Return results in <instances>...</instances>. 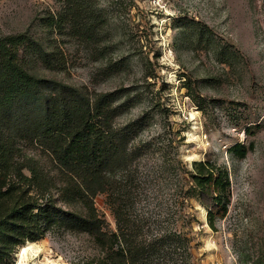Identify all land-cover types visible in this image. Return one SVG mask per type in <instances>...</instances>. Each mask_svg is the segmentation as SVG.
Here are the masks:
<instances>
[{
	"label": "rangeland",
	"instance_id": "1",
	"mask_svg": "<svg viewBox=\"0 0 264 264\" xmlns=\"http://www.w3.org/2000/svg\"><path fill=\"white\" fill-rule=\"evenodd\" d=\"M61 1L0 0V37L29 33L56 46L63 65L46 74L52 79L90 93L140 95L116 124L140 123L141 192L132 215L144 238L188 233L194 264H264V0H97L104 12L98 44L43 27ZM31 68L43 71L39 63ZM236 145L249 150L245 158L231 152ZM25 153L51 179L57 208L85 214L81 203L61 200L70 177L54 159L37 145ZM194 161L229 174L231 202L215 230L207 221L212 193L182 204V163L191 171ZM94 206L106 231L115 232L107 197L98 195ZM102 257L95 237L54 227L16 247L7 262L96 264ZM181 260L185 255L174 264Z\"/></svg>",
	"mask_w": 264,
	"mask_h": 264
},
{
	"label": "trees",
	"instance_id": "2",
	"mask_svg": "<svg viewBox=\"0 0 264 264\" xmlns=\"http://www.w3.org/2000/svg\"><path fill=\"white\" fill-rule=\"evenodd\" d=\"M61 2V12L43 18V27L51 35L101 42L104 12L99 2ZM34 63L41 65L42 73L32 70ZM62 65L63 55L52 43L45 45L29 33L0 37V264H9L16 247L44 239L54 227L95 237L103 251L96 264H174L183 255L181 264H194L188 233L147 239L132 215L141 192L136 162L144 148L135 144L140 123L120 127L116 121L140 95L90 93L46 75ZM35 145L70 177L61 187V200L81 203L85 214L57 208L51 179L25 153ZM231 152L243 159L249 150L236 145ZM182 164L188 175L187 189L180 187L182 204L212 193L215 207L207 221L215 230L217 218L224 217L231 202L228 171L209 161H194L191 171ZM98 195H105L113 210L115 232L106 231L95 209Z\"/></svg>",
	"mask_w": 264,
	"mask_h": 264
},
{
	"label": "bare ground",
	"instance_id": "3",
	"mask_svg": "<svg viewBox=\"0 0 264 264\" xmlns=\"http://www.w3.org/2000/svg\"><path fill=\"white\" fill-rule=\"evenodd\" d=\"M193 160H194V157H193V155H191L189 158V161H193Z\"/></svg>",
	"mask_w": 264,
	"mask_h": 264
}]
</instances>
